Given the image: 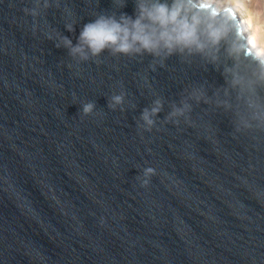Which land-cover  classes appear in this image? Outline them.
Returning a JSON list of instances; mask_svg holds the SVG:
<instances>
[{"label":"water","instance_id":"obj_1","mask_svg":"<svg viewBox=\"0 0 264 264\" xmlns=\"http://www.w3.org/2000/svg\"><path fill=\"white\" fill-rule=\"evenodd\" d=\"M44 3L0 0V264H264V130L225 83L223 52L217 65L107 50L78 62L60 38L76 45L99 14L134 17L135 0ZM210 3L254 49L233 9ZM120 93L124 110L110 109ZM252 99L264 102V88ZM182 101L189 120L168 121Z\"/></svg>","mask_w":264,"mask_h":264},{"label":"clouds","instance_id":"obj_2","mask_svg":"<svg viewBox=\"0 0 264 264\" xmlns=\"http://www.w3.org/2000/svg\"><path fill=\"white\" fill-rule=\"evenodd\" d=\"M118 8L126 6V0H113ZM37 6L40 0H36ZM44 7H49L45 0ZM26 13L37 15L36 9H27ZM135 14L129 16L120 13L99 14L93 22L87 23L81 30L76 45L67 37H61L57 47L64 46L69 50V55L78 62L88 61L99 57L105 50L112 55H127L148 53L159 58L163 67L164 59L174 53L193 52L202 54L214 64H219L221 52L224 54L222 75L230 89L237 92L238 100H246L247 106L254 109L252 119L256 127L264 130V102L256 103L252 97H258V89L264 88V54L255 49H250L247 43H242L241 26L233 28L230 20L214 10L210 0H135ZM68 31H73L72 24H67ZM248 55H245V50ZM97 64L99 60L95 61ZM69 68L72 65H68ZM156 68V61L151 65ZM228 94V90H225ZM192 97L198 102L203 93L194 90ZM125 94L111 96L108 107L116 110L120 106L123 111ZM207 102V101H205ZM226 106L230 107V105ZM135 107V106H133ZM95 104L87 102L82 105V113L87 116L93 113ZM163 101L159 98L152 102L151 107L145 108L139 118L138 127L146 132H151L156 124L155 117L162 111ZM191 111V105L182 101L180 106L172 105V111L166 119L174 124H179L178 117L189 120L186 113ZM243 126L250 128L252 125L242 119ZM239 130V128L237 129ZM156 170L147 167L143 170L141 185L147 186Z\"/></svg>","mask_w":264,"mask_h":264},{"label":"bare ground","instance_id":"obj_3","mask_svg":"<svg viewBox=\"0 0 264 264\" xmlns=\"http://www.w3.org/2000/svg\"><path fill=\"white\" fill-rule=\"evenodd\" d=\"M249 1L248 0H210V2L216 4L217 6L219 5L218 6L219 10L226 7H230L231 9H233L235 14L239 16L242 23L246 27L253 48L258 52H260L261 54H264V35H263L264 19L258 17L257 14L254 15L253 12L243 8L242 4H240V2L247 4ZM253 21H255L256 24L253 25ZM250 22H252V25Z\"/></svg>","mask_w":264,"mask_h":264},{"label":"rangeland","instance_id":"obj_4","mask_svg":"<svg viewBox=\"0 0 264 264\" xmlns=\"http://www.w3.org/2000/svg\"><path fill=\"white\" fill-rule=\"evenodd\" d=\"M249 1V0H248ZM254 3V4H253ZM242 4V7L253 12L254 15L257 14L258 17L261 19H264V0H250L247 4H244L243 2H240ZM244 5V6H243ZM219 6V5H218ZM246 6V7H245ZM252 6V7H251ZM258 11V12H256ZM251 21V20H250ZM252 25V22H250ZM256 24L255 21H253V25ZM264 35V34H263Z\"/></svg>","mask_w":264,"mask_h":264}]
</instances>
